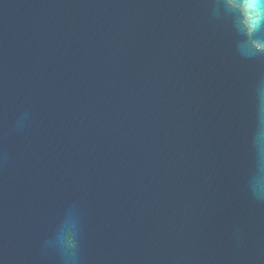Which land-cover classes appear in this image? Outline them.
<instances>
[{
	"label": "water",
	"instance_id": "obj_1",
	"mask_svg": "<svg viewBox=\"0 0 264 264\" xmlns=\"http://www.w3.org/2000/svg\"><path fill=\"white\" fill-rule=\"evenodd\" d=\"M256 44L227 0H0V264H264Z\"/></svg>",
	"mask_w": 264,
	"mask_h": 264
},
{
	"label": "clouds",
	"instance_id": "obj_2",
	"mask_svg": "<svg viewBox=\"0 0 264 264\" xmlns=\"http://www.w3.org/2000/svg\"><path fill=\"white\" fill-rule=\"evenodd\" d=\"M229 7L238 9L243 15V24L251 33L264 23V0H227ZM257 48L264 45L256 44Z\"/></svg>",
	"mask_w": 264,
	"mask_h": 264
}]
</instances>
